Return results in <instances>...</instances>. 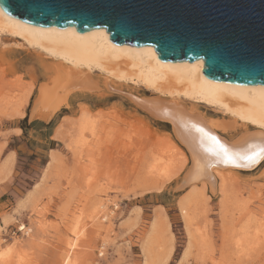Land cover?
<instances>
[{
    "label": "rangeland",
    "instance_id": "374dc122",
    "mask_svg": "<svg viewBox=\"0 0 264 264\" xmlns=\"http://www.w3.org/2000/svg\"><path fill=\"white\" fill-rule=\"evenodd\" d=\"M27 46L0 36V264H63L67 254L68 264H264V163L246 172L202 154L175 133L171 118L150 115L143 101L113 89L187 106L231 153L245 134L263 129L99 72L93 87H82L69 80L67 65ZM167 171L175 172L170 181ZM187 201L193 237L182 212ZM159 213L168 229L160 223L155 239Z\"/></svg>",
    "mask_w": 264,
    "mask_h": 264
},
{
    "label": "bare ground",
    "instance_id": "6f19581e",
    "mask_svg": "<svg viewBox=\"0 0 264 264\" xmlns=\"http://www.w3.org/2000/svg\"><path fill=\"white\" fill-rule=\"evenodd\" d=\"M5 35L20 38L28 45L27 47L42 53L50 59L58 60V62L60 61L67 65L68 69L66 74L69 80L73 82V80L80 79L83 82L82 87L83 85L89 86L92 78L91 74L99 72V74H104L118 82L142 84L147 89L159 92L162 95L186 99L185 101L190 100L204 107L221 111L226 116H229L234 123L241 122L242 124L254 125L264 131V86L257 84L251 87L249 85L209 79L203 73L204 61L202 59L194 62L186 61L184 64L161 62L153 46L135 47L112 43L110 41V34L104 28L79 33L75 27L60 29L58 27L35 26L10 16L0 6V36ZM31 93L32 88L26 93L25 103L29 102ZM45 99L46 93L42 90L39 103L43 104ZM138 100L143 101L141 107L145 111L149 113L148 110H151L152 114L157 118H171L174 123L175 133L177 132L187 146L197 148L198 151L209 157L213 155L217 156L216 153L219 151L217 146L211 140L207 139V137L196 132L192 127L193 125H198L204 128L207 133L216 136L220 143H222L215 129L206 122L202 115L188 110L186 108L187 106L179 102H168L159 97L145 99L149 102H145L142 99ZM59 105L60 103L54 107L57 108ZM35 109H38V106ZM149 114L151 115V113ZM168 123L171 124L170 122ZM89 124V117L87 114H84L81 125L79 126L85 130L89 128ZM186 126H189V129L194 130L195 134L199 136L198 141H194L189 136L185 131ZM250 145H264V133H247L244 135L240 144H234L232 146L235 161L234 163H230L232 168L252 172L264 163V155L253 156L251 160L243 158L246 155H253L254 152L259 150V147L253 149L249 147ZM207 149H212V151H207ZM54 159L56 161V158ZM198 168L199 165H197V162H194V170L196 172ZM174 173L167 171L165 181L172 180L175 176ZM220 176L221 174L218 173V177ZM189 181L192 182L191 179ZM202 187L203 189L206 188V184L203 183ZM36 188L37 186L35 190ZM156 188H159L158 185ZM196 188L193 187V190H191L194 192V195L197 192L194 191ZM221 191L225 192V184H223V181L221 183ZM196 196L199 195L197 194ZM182 205L183 216L187 222L186 225L189 229L190 236L193 237L194 235L191 232L193 218L190 217L188 211L189 202L187 201L186 204L183 203ZM164 215L163 213H159L157 218L155 217L156 219L152 226V235H157L160 231L159 238L163 234H161L160 229L157 231L159 224L161 223V228L165 224V230L167 231L168 229ZM21 229L24 230L25 227L22 226ZM155 237L157 238V236ZM155 237L153 235V238ZM149 244L153 245L154 241H149L144 251L147 255L153 256L155 250ZM74 245L73 242L70 243V247ZM69 259V254H67L63 264H68ZM148 261L152 263L153 259Z\"/></svg>",
    "mask_w": 264,
    "mask_h": 264
},
{
    "label": "water",
    "instance_id": "95a60500",
    "mask_svg": "<svg viewBox=\"0 0 264 264\" xmlns=\"http://www.w3.org/2000/svg\"><path fill=\"white\" fill-rule=\"evenodd\" d=\"M0 6L35 26L104 28L112 43L153 46L161 62L202 59L212 80L264 86V0H0ZM113 92L132 102L155 96L125 87Z\"/></svg>",
    "mask_w": 264,
    "mask_h": 264
},
{
    "label": "snow or ice",
    "instance_id": "6c2138e0",
    "mask_svg": "<svg viewBox=\"0 0 264 264\" xmlns=\"http://www.w3.org/2000/svg\"><path fill=\"white\" fill-rule=\"evenodd\" d=\"M192 127L195 129L196 132L201 133L204 137H207V139L211 140L213 142V144H215L217 146L219 151L216 154L222 155L224 158V161L226 163H234L235 162L234 158H233L234 154L231 153L230 150L225 145L220 143V141L217 139L216 136L207 133L204 128H202L198 125H193ZM249 147H251L253 149L259 147V150L257 152H254L253 155H246L243 158L251 160V159H253V156L264 155V145H261V146L250 145ZM207 151H212V149H207Z\"/></svg>",
    "mask_w": 264,
    "mask_h": 264
},
{
    "label": "trees",
    "instance_id": "16d2710c",
    "mask_svg": "<svg viewBox=\"0 0 264 264\" xmlns=\"http://www.w3.org/2000/svg\"><path fill=\"white\" fill-rule=\"evenodd\" d=\"M25 122H26V119H25ZM23 130L25 131V128H23Z\"/></svg>",
    "mask_w": 264,
    "mask_h": 264
}]
</instances>
